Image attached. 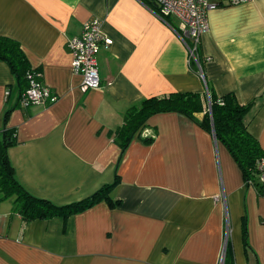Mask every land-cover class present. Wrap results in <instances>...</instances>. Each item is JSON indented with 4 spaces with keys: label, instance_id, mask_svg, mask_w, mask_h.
<instances>
[{
    "label": "crops",
    "instance_id": "1",
    "mask_svg": "<svg viewBox=\"0 0 264 264\" xmlns=\"http://www.w3.org/2000/svg\"><path fill=\"white\" fill-rule=\"evenodd\" d=\"M216 3L200 38V54L210 57L205 82L217 95L254 102L247 128L264 149V0ZM156 9L151 0H0V35L18 41L58 96L6 113L15 79L0 59V130L13 131L7 155L17 182L64 205L118 176L109 191L117 204L102 199L66 216L25 220L14 196L1 199L0 264H218L225 232L234 264H264V196L212 130L163 112L124 149L114 139L125 111L144 97L205 94L177 20ZM93 17L112 43L97 55L100 86L82 91L66 39Z\"/></svg>",
    "mask_w": 264,
    "mask_h": 264
},
{
    "label": "trees",
    "instance_id": "2",
    "mask_svg": "<svg viewBox=\"0 0 264 264\" xmlns=\"http://www.w3.org/2000/svg\"><path fill=\"white\" fill-rule=\"evenodd\" d=\"M0 59L6 62L15 79V86L7 98L12 94L15 102L8 104L6 113L18 103L20 95L28 86L26 75L32 72L26 55L18 41L0 35ZM209 92V108L206 110L207 99L205 94L189 91H171L162 96H148L131 105L124 113L122 123L114 130V139L124 149L135 136L147 125V120L154 114L163 112H177L184 114L202 128L212 130L217 141L223 143L238 167L244 181L253 178L256 161L264 157V149L260 146L256 137L247 128L246 117L252 111L253 103H240L233 93L217 95L207 85ZM203 111V117L199 120L194 114ZM4 114V119L6 116ZM152 137L144 138L145 142H151ZM15 142L12 130L3 128L0 130V200L14 196L15 209L25 220L35 218H49L54 215H69L82 211L99 200L105 199L110 205L118 203V200L110 199L109 191L117 183L115 174L112 183H106L92 194L80 200L64 205H56L50 200L38 198L28 193L14 177L13 167L8 159L7 148ZM245 249L249 251L244 232ZM224 264H234L232 249L226 241ZM252 264H259L254 261Z\"/></svg>",
    "mask_w": 264,
    "mask_h": 264
},
{
    "label": "built area",
    "instance_id": "3",
    "mask_svg": "<svg viewBox=\"0 0 264 264\" xmlns=\"http://www.w3.org/2000/svg\"><path fill=\"white\" fill-rule=\"evenodd\" d=\"M156 5V14L162 20L173 17L177 20L175 31L183 43L188 62L196 70L200 78L205 82L202 66L209 56H202L199 51L200 38L208 28L207 15L217 1L221 0H151ZM248 0H226L229 4H238ZM102 20L96 17L85 20L81 24L78 34L69 36L66 39L71 56V69L74 74L81 77L79 88L82 91L97 88L100 86L98 74L97 55L104 46L112 43V38L103 34L101 29ZM28 86L20 95L19 105L29 107L33 105L46 106L55 102L58 98L48 86L42 81V72L32 69L26 75ZM205 96L207 99L206 109L209 111V92L205 82ZM10 90H5L6 99ZM255 185L259 193L264 196V157L259 158L255 163L253 178L245 182ZM227 233L225 232L222 252L218 259V264H224L226 252Z\"/></svg>",
    "mask_w": 264,
    "mask_h": 264
}]
</instances>
